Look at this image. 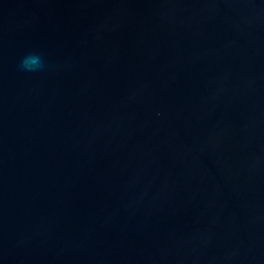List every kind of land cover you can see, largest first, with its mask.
Masks as SVG:
<instances>
[{
	"label": "water",
	"instance_id": "1",
	"mask_svg": "<svg viewBox=\"0 0 264 264\" xmlns=\"http://www.w3.org/2000/svg\"><path fill=\"white\" fill-rule=\"evenodd\" d=\"M0 264H264V0H0Z\"/></svg>",
	"mask_w": 264,
	"mask_h": 264
},
{
	"label": "clouds",
	"instance_id": "2",
	"mask_svg": "<svg viewBox=\"0 0 264 264\" xmlns=\"http://www.w3.org/2000/svg\"><path fill=\"white\" fill-rule=\"evenodd\" d=\"M17 67L21 72L33 73L43 70L45 63L40 54L29 52L19 59Z\"/></svg>",
	"mask_w": 264,
	"mask_h": 264
}]
</instances>
